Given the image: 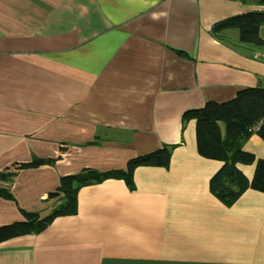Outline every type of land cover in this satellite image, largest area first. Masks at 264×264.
I'll list each match as a JSON object with an SVG mask.
<instances>
[{"label": "crops", "instance_id": "0c3cea01", "mask_svg": "<svg viewBox=\"0 0 264 264\" xmlns=\"http://www.w3.org/2000/svg\"><path fill=\"white\" fill-rule=\"evenodd\" d=\"M252 11L264 0H0V226L63 204L62 176L105 174L75 213L1 241L0 264H264V192L218 200L222 162L182 116L260 86L264 25L260 46L214 29ZM162 146L166 167L114 173ZM241 147L264 159L257 132ZM237 167L250 179L255 161Z\"/></svg>", "mask_w": 264, "mask_h": 264}, {"label": "trees", "instance_id": "16d2710c", "mask_svg": "<svg viewBox=\"0 0 264 264\" xmlns=\"http://www.w3.org/2000/svg\"><path fill=\"white\" fill-rule=\"evenodd\" d=\"M264 25V11H252L235 15L215 24V31L234 27L239 30L243 43L260 46L263 43L259 35L260 26ZM183 120L194 119L196 124V149L199 155L222 162L221 166L209 179L210 192L224 205L230 206L247 189L264 192V159H255L252 153L242 150V143L253 131L251 127L260 121L257 134L264 141V90L258 87H246L239 90L232 99L217 103L208 101L202 108L187 110ZM170 159V150L166 146L137 156L128 161L125 171L114 172L124 175L127 183L132 182V172L136 166L151 165L166 167ZM52 160H34L23 163L18 168L37 167ZM255 161L253 175L248 179L237 167V163L251 164ZM14 175V172L0 174L2 180ZM105 174L94 170H83L78 174L62 176L58 188L65 197L63 204L50 213L39 216L37 213L24 212L26 220L0 226V242L23 234L39 232L50 224L56 215L76 212V194L78 188L86 183L97 181ZM1 196L10 198L3 190Z\"/></svg>", "mask_w": 264, "mask_h": 264}, {"label": "built area", "instance_id": "2783aa9c", "mask_svg": "<svg viewBox=\"0 0 264 264\" xmlns=\"http://www.w3.org/2000/svg\"><path fill=\"white\" fill-rule=\"evenodd\" d=\"M262 90H264V80L261 82L260 86H259ZM260 128V121H258L255 125H253L251 127V130L253 132H257Z\"/></svg>", "mask_w": 264, "mask_h": 264}]
</instances>
